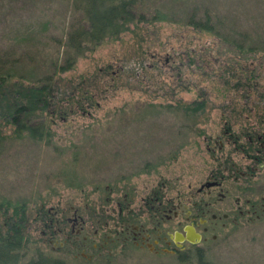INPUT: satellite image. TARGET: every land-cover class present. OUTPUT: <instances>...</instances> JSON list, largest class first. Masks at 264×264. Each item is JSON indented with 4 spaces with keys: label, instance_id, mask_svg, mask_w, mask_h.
I'll return each instance as SVG.
<instances>
[{
    "label": "rangeland",
    "instance_id": "374dc122",
    "mask_svg": "<svg viewBox=\"0 0 264 264\" xmlns=\"http://www.w3.org/2000/svg\"><path fill=\"white\" fill-rule=\"evenodd\" d=\"M134 9L146 22L58 73L74 57L66 46L80 18L72 0H0L1 72L24 85L51 75L70 94L49 117V143L8 130L0 139V205L10 212L23 204L27 216L19 264L37 252L65 264H264V216L231 212L232 199H257L253 191L264 185L256 176L243 183L249 162H239L231 142L261 117L264 132V0H139ZM190 16L207 19L211 31L189 25ZM193 100L205 107L185 117L178 108ZM215 177L221 183L210 199L197 192ZM219 192L226 197L212 212L229 216L208 221L199 254L152 253L131 242L133 222L153 233L154 195L172 233L184 224L177 204L216 201Z\"/></svg>",
    "mask_w": 264,
    "mask_h": 264
},
{
    "label": "trees",
    "instance_id": "16d2710c",
    "mask_svg": "<svg viewBox=\"0 0 264 264\" xmlns=\"http://www.w3.org/2000/svg\"><path fill=\"white\" fill-rule=\"evenodd\" d=\"M139 0H72V6L79 13V21L70 25L66 46L72 50L74 57L65 58L56 72L67 71L74 64V58L82 56L86 50L98 46L105 40H114L130 29V25L146 22L147 17L135 12ZM189 17L188 24L198 30L211 31L209 22ZM241 47V44H238ZM247 77L246 79H248ZM17 82V81H16ZM10 82L9 76L1 72L0 68V139L6 130L19 137L27 136L38 142L49 143L51 131L49 117L60 114L59 105L68 103L70 94L60 91L53 76H44L39 80L24 85ZM85 98L88 96L83 90ZM82 94V96H83ZM205 104L197 100L184 103L180 109L182 115L191 118L204 109ZM231 123L227 122V130ZM0 205V264H19L20 251L28 245L26 237L25 206ZM46 220V219H45ZM44 223L43 219H41ZM47 223H45V226ZM49 225V224H48ZM197 252V249H195ZM180 260H182L180 258ZM24 264H65L61 259H54L37 252L34 258Z\"/></svg>",
    "mask_w": 264,
    "mask_h": 264
},
{
    "label": "flooded vegetation",
    "instance_id": "af4514ba",
    "mask_svg": "<svg viewBox=\"0 0 264 264\" xmlns=\"http://www.w3.org/2000/svg\"><path fill=\"white\" fill-rule=\"evenodd\" d=\"M260 114V113H259ZM258 114V117H259ZM264 115V113H262ZM239 114L232 116V123L233 126L236 121L234 119ZM248 117L246 116L245 119ZM238 124V123H237ZM255 124V125H254ZM249 121L247 124H242L243 128H240L236 133H232V141L234 148L236 151L239 152V162L247 161L249 164L245 165L243 168V171H240L241 179H244L243 183H247L248 178L251 176H256L257 179L259 178V181L264 183V149H260L261 146L264 144V132L258 133L260 130V127L263 124V117H261L260 123L256 122L254 123ZM231 126V127H232ZM226 131L227 126L225 127ZM220 179L223 178V175H220ZM221 181L215 177V179L208 180L203 182L199 185V188L197 189L198 193H203L207 197V199H210V190H213L214 188L218 187ZM260 184V183H259ZM242 185V190L245 189L247 186ZM262 186V184H261ZM257 190L253 191V193L256 192L255 195L257 199H253V196L250 194H241V196H236L235 205L232 206V211H235L236 215H252L256 218H260V216H264V185L262 187L257 186ZM243 193H246V191ZM225 195L221 192L218 193V198L216 201H206V197H198L197 199H191L188 198L187 204H177V207H180L185 210L183 220L184 224L180 227V229H177L172 231V233L167 231V228L165 229L162 225L166 214V210L163 207V202L158 198V195H154L152 199L149 198L151 204L150 209L156 212L157 218L155 219V225L151 230H148L147 228L143 227L142 224L134 223L132 220L131 224L128 226L130 227V240L133 244L137 245L138 247H146L150 252L156 253V252H162V253H187L190 249L194 250L196 249V245L199 243L200 240L203 239L202 233L207 232L206 224L210 219H228L229 214L228 213H221L220 217L216 213L212 212V208L214 203L220 204L225 197ZM176 208V207H175ZM169 212L171 211L173 216L176 217L177 212L173 209H167ZM168 218V215L166 216ZM128 222V221H127ZM192 226L193 230L197 232L200 237L197 242H189L185 239L181 241H175V232H180L182 236H185V232L183 231V228L185 226ZM127 226V227H128ZM188 246V248H185Z\"/></svg>",
    "mask_w": 264,
    "mask_h": 264
},
{
    "label": "water",
    "instance_id": "95a60500",
    "mask_svg": "<svg viewBox=\"0 0 264 264\" xmlns=\"http://www.w3.org/2000/svg\"><path fill=\"white\" fill-rule=\"evenodd\" d=\"M183 231L185 232V236H182L180 232H175V241H181L183 239L189 241V242H197L199 240L200 235L195 232L192 228V226L188 225L183 228Z\"/></svg>",
    "mask_w": 264,
    "mask_h": 264
}]
</instances>
